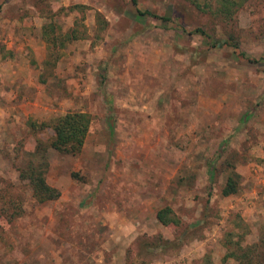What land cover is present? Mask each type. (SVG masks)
<instances>
[{"label": "rangeland", "instance_id": "rangeland-1", "mask_svg": "<svg viewBox=\"0 0 264 264\" xmlns=\"http://www.w3.org/2000/svg\"><path fill=\"white\" fill-rule=\"evenodd\" d=\"M197 2L137 0L161 22L131 0H0V264H237L231 242L264 235V59L221 44L264 55V0L230 19ZM72 29L50 55L43 31ZM75 111L84 144L58 152L50 124ZM41 155L60 195L38 202L19 172Z\"/></svg>", "mask_w": 264, "mask_h": 264}, {"label": "trees", "instance_id": "trees-1", "mask_svg": "<svg viewBox=\"0 0 264 264\" xmlns=\"http://www.w3.org/2000/svg\"><path fill=\"white\" fill-rule=\"evenodd\" d=\"M193 4L198 5V0H187ZM245 0H215L216 2V12L225 19H230L236 8L241 6ZM136 11L139 14H145L151 16L161 22L170 21L169 17L158 15L150 10H140L137 7V0H131ZM51 29V28H50ZM50 31H53L52 29ZM46 31H43L45 40L48 45L49 54L52 55L55 48L58 46H63L64 43H58L61 39L67 41L72 40V38H77L76 31L71 30L70 32L64 33L62 35H45ZM54 33V32H52ZM188 33H198L207 38L211 45H215L216 41L213 40L212 36L208 34L203 28L195 27ZM62 41V40H61ZM223 45H231L235 48V54L241 63H259L264 59V55L261 57L247 56L242 50L238 48L236 42L231 40H223L221 42ZM53 48V49H52ZM57 58V56H56ZM56 61V60H55ZM105 76H102V80ZM31 126H36L34 122H30ZM90 116L81 111L67 112L64 115L57 117L51 124L50 127L53 129L54 136L50 141V146L58 152L77 154L80 152L86 133L89 129ZM47 123H40L39 127L46 126ZM43 147V146H42ZM41 147V143L36 144L34 148L35 154H39L40 150H44ZM45 158L41 155V158L37 163L31 161L27 166L20 170L19 177L21 180H26L31 188L32 196L38 201L43 202L45 200L57 199L60 195V191L46 182L45 179ZM237 181L233 176H229L226 180L224 187L222 188V193L228 195L230 193L236 192ZM156 218L163 225H178L179 220L175 216L171 215V208L169 206H164L157 210ZM232 250H227L223 259L227 257H232L237 260V264H264V235H262L256 243L247 244L242 246L240 242H231ZM199 264H214L211 258L205 257Z\"/></svg>", "mask_w": 264, "mask_h": 264}]
</instances>
